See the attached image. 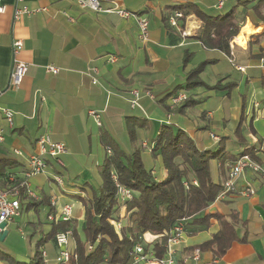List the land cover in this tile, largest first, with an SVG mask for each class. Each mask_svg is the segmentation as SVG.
<instances>
[{
	"label": "crops",
	"instance_id": "crops-1",
	"mask_svg": "<svg viewBox=\"0 0 264 264\" xmlns=\"http://www.w3.org/2000/svg\"><path fill=\"white\" fill-rule=\"evenodd\" d=\"M110 1L147 19L149 44L144 46L138 41L133 19L125 20L114 13L80 9L70 0H1L6 12L0 14V108L14 113V128L6 132L5 141L0 145V159L16 160L13 150L26 156L35 153L38 136L47 132L53 142L66 146L67 153L62 158L67 172L80 166V160L86 161L84 167L89 169L92 165L100 167L106 156L101 145L103 133L122 149L130 151L134 148L130 146L126 126V119L132 118L138 126L135 148L141 149L145 170L151 172L158 182L165 180L167 171L159 158L143 145L152 146L163 125L185 132L199 151L224 152L223 165L216 161L217 169H213V173L210 168L214 183L222 185L225 162L246 150L253 152L254 148L259 150L262 147L255 156L264 165L263 141L255 138L254 126L256 122L264 121V96L256 98L257 88L262 87L264 77V67L259 61L264 58V38L260 37L264 26L254 25L246 17L245 26L249 24L252 33H245L248 35L245 47L229 43V54L225 55L218 50L205 49L201 43L192 40L193 33L201 25L198 16L191 14L176 19V23L189 32L186 38L168 23L169 18L178 13L176 8L184 5H192L200 13L216 18L227 15L243 1L258 0H226L220 9L216 8L217 0H106L103 8H112ZM15 4L39 11L14 21ZM13 41L21 42L22 49L16 58L27 65V73L18 90L8 88ZM109 57H114L115 62H107ZM204 61L213 62L201 75L211 72L210 79L204 83L210 86L235 84L233 101L235 91L212 93L196 88L184 91L196 103L181 113L172 112L167 106L168 101L160 103L174 87L184 85L188 72ZM51 66L59 69L57 75L46 73V68ZM92 79H96L97 84L93 85ZM133 89L150 91L155 99L142 97L137 107L131 109L128 101ZM244 89L245 94H242ZM250 89L252 93L247 99ZM90 111L99 117L100 126L89 115ZM0 125L5 128L3 121ZM239 125L244 145H240L235 137ZM23 171V167L17 165L7 169L5 174L10 173L19 180ZM52 174L57 171L50 163L49 175L32 178L31 188L40 199L43 196L57 197V210L62 205H72L74 221L82 226L84 208L79 197L88 198L90 187L97 188L100 182H85L78 186L66 179L62 187H56L49 182ZM247 182L253 187L254 195L243 197L235 192L204 211L205 215H228L235 211L240 220L238 236L246 239L245 243H234L214 264H264V185L247 171L238 180L237 191ZM27 202L21 203V212L31 213L25 211ZM49 207H41L47 209L46 216ZM41 208L32 213L38 215ZM15 219L6 225L4 240L17 228ZM46 224L47 227H42L39 221L25 223L32 236L38 235V242L49 231L51 223L46 221ZM218 229V222L211 219L204 230L187 232L177 260L187 253V249L211 239ZM48 242L50 250H41L47 253L49 261H53L57 248L53 239ZM70 244L73 246L72 242ZM211 261L210 252L202 253L200 264H211Z\"/></svg>",
	"mask_w": 264,
	"mask_h": 264
},
{
	"label": "trees",
	"instance_id": "trees-1",
	"mask_svg": "<svg viewBox=\"0 0 264 264\" xmlns=\"http://www.w3.org/2000/svg\"><path fill=\"white\" fill-rule=\"evenodd\" d=\"M263 8L264 0L243 1L227 15L216 18L200 13L192 5H184L176 8V11L183 17L194 14L200 18L201 26L197 34L192 36L193 41L201 43L205 49L218 50L228 55L229 43L238 35L246 17L252 24L264 26ZM260 37L264 38V29ZM210 64L213 62H200L188 72L184 85L174 87L160 103L169 101L180 91L204 88L207 91L228 93L234 88L235 85L231 83L223 86L219 84L208 86L202 82L200 75ZM262 87L264 88V77ZM195 103L187 98L175 109V113H181L193 107ZM242 115L241 112V119ZM134 123L132 118L126 119L129 143L134 147L130 151L114 144L106 133L102 134L101 145L105 149L109 148L110 154L105 151L106 156L99 167L98 187H90L91 193L88 198L79 197L84 208L81 233H78L76 221L50 224L47 235L38 242L37 250L27 263L14 261L8 254L2 252H0V261L6 264H43L41 244L54 239L57 233L67 231L71 233L73 243L70 248L74 250L77 257L75 264H128L129 253L144 234L159 236L148 247H152L157 258H162L165 254L163 247L166 239L161 235L167 233L176 222L182 219L189 220L186 230L190 233L195 230L196 232L204 230L211 219L216 220L219 226L211 239L187 249V253L198 248L202 253L210 252L212 260H218L234 243L246 242L245 237L238 236L237 228L240 220L235 211L228 215L204 214L222 189V185L212 180L209 163L215 160L223 164L224 152L199 151L185 132L163 125L159 128L153 145L150 146L151 154L159 158L161 166L167 171L165 180L158 182L151 172L145 170L141 160V149L135 148L138 126ZM240 125L236 128L235 137L240 145H244L245 140ZM241 155H249L252 160L260 163L250 150H246ZM241 155L231 157L232 160L225 163H231ZM17 165L22 166L14 159H0V188H5L7 185L5 171ZM112 174L116 175L115 180ZM184 184L187 186L185 187ZM118 186L128 189L131 194L130 199L123 205L122 217L120 216L121 206L118 203ZM49 200L46 196L39 201L28 200L25 211L37 212L41 207H49ZM49 209V213L53 211L50 207ZM112 221L120 224L118 233L111 224ZM88 247H92V251H88ZM148 247L145 245V248Z\"/></svg>",
	"mask_w": 264,
	"mask_h": 264
},
{
	"label": "built area",
	"instance_id": "built-area-1",
	"mask_svg": "<svg viewBox=\"0 0 264 264\" xmlns=\"http://www.w3.org/2000/svg\"><path fill=\"white\" fill-rule=\"evenodd\" d=\"M76 4L80 9H87L95 13H114L122 19L128 20L133 19L137 26V37L138 41L142 45L149 44V34H148V21L147 19L139 16L137 14L131 13L124 9L119 8L115 2L110 1V4L113 5L112 8L105 9L103 8V3L106 0H70ZM226 0H217L216 8H222ZM18 2V1H17ZM39 10H31L26 6H13L12 18L14 21H19L22 17L30 16ZM6 12V6L1 3L0 0V14ZM181 13H174L172 18H169L168 23L171 28H176V19L182 18ZM182 36H186L182 32ZM182 37V38H183ZM235 43V42H234ZM13 61L12 68L10 72V77L8 81V88L12 90H18L22 84V81L27 73V65L18 60L16 56L20 53L22 49V44L20 41H13L11 44ZM107 62H115L114 57H109ZM260 64L264 67V58L260 60ZM96 73V71L94 70ZM46 73L52 75H57L59 69L55 67H47ZM92 84H97L96 79H92ZM131 99L128 103L131 109L137 107L139 100L142 97H148L149 99L154 100L155 97L150 91H139L133 89L130 92ZM188 98L184 91H180L169 99L168 108L173 110L180 105ZM89 115L94 119V122L97 126H100L99 117L93 112L90 111ZM14 113L6 108H0V121L5 123V128L0 125V145L5 141V134L8 131H12L14 128ZM215 141H218V138L213 137ZM36 152L30 155H24L19 150H13V156L19 161L24 169L21 180H17L14 175L10 173L5 174V179L7 185L5 188H0V224H9L15 218L19 217L22 210L21 203L24 200H39L37 193L31 188L30 180L34 177L47 176L49 175L50 163L55 162L59 166L63 167L61 158L67 153V148L62 143H55L51 140L49 133L44 132L38 136L36 143ZM143 147H147L143 145ZM151 150L152 147L146 148ZM253 150V149H252ZM262 150V147L258 149L254 148L253 153H257ZM107 154H110V149H105ZM256 155V154H255ZM226 174L225 180L222 184V189L215 198V202L223 201L228 195L238 192L239 195L243 197H249L254 195L255 191L250 183H246L240 190L237 191L238 180L244 175L245 172L249 171L255 178L264 185V165L255 162L251 159L249 155H241L235 161L225 165ZM112 178L115 180L116 175L112 174ZM52 185L56 187H62L63 180L57 174H52L49 181ZM192 184H196L192 182ZM186 187L187 185L184 184ZM130 191L124 187L118 186V203L121 206L120 216L124 215V203L126 200L130 199ZM58 198L51 197L50 207L53 210L52 213H49L46 216V221L51 224H57L60 222L74 221L72 214V205L65 204L62 205L57 210ZM188 219H182L176 222L172 228L164 233L163 237L166 239V243L163 247L165 254L162 258H157L155 253L152 250V247L148 245L152 241L159 238V236H149L146 237L144 234L139 238L131 252L129 253L130 261L128 264H200L202 252L195 248L191 252L184 254L180 260H177L178 253L181 245L184 242L185 236L187 234V225ZM114 226L116 233L120 229V224L111 222ZM160 236V237H161ZM54 245L57 248V253L53 261H49L47 253L44 250H41V259L43 264H75L77 257L74 253V250L70 248V242L72 241L71 233L59 232L54 237ZM147 245L148 248H145ZM88 251H92V247H88ZM217 260H212L211 264L216 263ZM51 262V263H50Z\"/></svg>",
	"mask_w": 264,
	"mask_h": 264
},
{
	"label": "rangeland",
	"instance_id": "rangeland-1",
	"mask_svg": "<svg viewBox=\"0 0 264 264\" xmlns=\"http://www.w3.org/2000/svg\"><path fill=\"white\" fill-rule=\"evenodd\" d=\"M179 20H181V18ZM244 26H245V22H244L242 28ZM175 29L181 35V37H183L182 36V32H184V34H186V36L189 34V32L187 30H185L184 28H182L178 24H176V28ZM199 29H200V27L197 29V32L199 31ZM241 29H240L239 33H241V31H242ZM197 32L193 33V34L195 35V34H197ZM239 33H238V35H239ZM148 34H149V32H148ZM186 36H184L183 38H186ZM246 36H248V35H245V41H246ZM235 38H233L230 41V43L233 44V45H237L236 43H234L235 42V40H234ZM204 72H206V71H203L201 73V75L204 74ZM201 75H200V80H202V82H207L210 79L211 72L209 71L208 74L203 76V77H201ZM231 84H233V83H231ZM208 86H210V85H208ZM230 91L231 92L235 91L234 93H232V100L231 101H233V99H235V95H236V85ZM187 92H190V91H187ZM209 92H212V91H209ZM212 93H216V92H212ZM251 93L252 92H251V89H250V91H248V93H247V96H248L247 99H249V96L251 95ZM242 94H245V89L243 90ZM263 94H264V88L263 87H258L257 91H256V98L261 99L264 96ZM243 108L245 110V107H243ZM175 109H173L171 111L175 112ZM240 114H241V112H240ZM249 121H250V119L248 118L247 119V125H248ZM254 126H255V130H256V134H257V136L255 138L259 142L263 141V147H264V121L260 120V121L256 122L254 124ZM213 137L214 136H212V139H213ZM149 147L150 146H148L146 148H149ZM148 150L149 149H147V151ZM61 160H62V163H64L63 162V158H61ZM85 162L86 161H83V160L78 161L80 166H78L75 170H71V171H68V172L65 170L64 167L59 166L55 162H52L51 164H52V167L57 171V175H59L62 178L63 183H66V179L67 180H71V182H74L78 186H83L85 184V182H88L90 184L99 183L100 182L99 173H98L99 169H100L99 166L92 165V168L89 169V167H84ZM90 163L91 162L89 161L88 164H90ZM92 164H94V160L92 161ZM209 164H210V168H211L212 173H213V169H217L216 161L215 160H211ZM219 164H221V163H219ZM221 165H223V164H221ZM80 171H82V172L78 173ZM93 187H95V186H93ZM32 212L31 213H25L23 211V212H21V217H17L15 219V221L18 224L17 228H19L21 230V232L18 231V229L16 228L15 230H13L12 235L8 239L0 241V252L8 254L14 261L16 260V261L27 263L29 261V259L32 258V256L34 255L35 251L37 250V242L39 240V237H38L37 234L35 236H32L29 233V231L27 230V227H26L25 223H27L29 221L36 223L37 221H39L41 223L42 227H47L46 226L47 225L46 224V214H47L46 212H47V209L46 208H41L39 210V212H38V215H35ZM77 230H78V233L80 234L81 233V224L80 223L78 224ZM47 243L42 245V246H40V250L42 248H44L47 251H49L50 250V248H49L50 242H47ZM0 263L6 264L3 261H0Z\"/></svg>",
	"mask_w": 264,
	"mask_h": 264
},
{
	"label": "bare ground",
	"instance_id": "bare-ground-1",
	"mask_svg": "<svg viewBox=\"0 0 264 264\" xmlns=\"http://www.w3.org/2000/svg\"><path fill=\"white\" fill-rule=\"evenodd\" d=\"M245 33L248 34V35L252 33L250 28H249V24L246 25L244 28H242L241 33H239V35L235 39V42L240 47H245V45H246V41H245V38H244Z\"/></svg>",
	"mask_w": 264,
	"mask_h": 264
},
{
	"label": "water",
	"instance_id": "water-1",
	"mask_svg": "<svg viewBox=\"0 0 264 264\" xmlns=\"http://www.w3.org/2000/svg\"><path fill=\"white\" fill-rule=\"evenodd\" d=\"M5 228H6V224L4 223L0 224V241H3L6 236Z\"/></svg>",
	"mask_w": 264,
	"mask_h": 264
}]
</instances>
